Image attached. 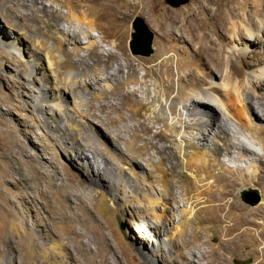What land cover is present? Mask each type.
Masks as SVG:
<instances>
[{"label": "rangeland", "instance_id": "374dc122", "mask_svg": "<svg viewBox=\"0 0 264 264\" xmlns=\"http://www.w3.org/2000/svg\"><path fill=\"white\" fill-rule=\"evenodd\" d=\"M72 1L62 0L61 2L72 3ZM113 1L110 4L111 9L105 10V13L111 19H121L126 16L123 21L124 26L119 27L121 30L119 39L126 41L127 56L133 63L130 73H133L138 83L127 82L119 87L115 86V81L108 79L109 77L106 78V72H114L118 64H122L121 78H126L129 70L125 67L123 58L117 60L120 50L104 44L106 48L95 47L90 54L84 50L80 53L86 64L90 65L94 60H98L102 67L99 73L102 78L98 81L99 83L89 86L86 90L85 87L79 88L62 80L68 72L77 74L84 71L85 66L78 57L72 55L57 57L58 49L53 44L51 29L47 26L48 19L42 11L36 12L37 7L40 9L45 7L50 13L51 20L57 21L59 28L68 31L70 30L68 25L60 21V16L67 13L66 8L50 0L34 2L32 0H0V264H190L194 259L197 264H208L209 259L212 260V264H256L259 254H253L251 251L253 248L262 249L264 242L260 241L255 234L256 231L251 229L254 227L247 225L246 228H241L247 230L238 238H241L244 243L236 251H232L230 247V241L235 234L228 231L233 223L232 219L235 218L233 216L238 215L240 209H231L227 201L251 208L253 206L243 200L244 193L251 190L257 191L260 202L264 197V183L263 187H260L250 183L251 181L247 182L249 187L246 189H242L240 184L231 189V193L221 202L225 207L221 212L218 211V201L208 200V197L214 193L219 195L220 186L213 187L214 193L210 194L206 183L193 184L191 189L193 194L203 192V195L195 200L194 207L198 219L194 218L192 222V226L199 225V231L193 235L192 226L186 225L184 235L180 234L172 247L157 254V260L154 261L146 256L145 252L151 254L157 249L162 237L159 236L158 239L151 237L155 234L152 227L146 224L148 218H143L144 207L140 204L143 203L148 207V201L144 197L141 200L135 198L128 189L130 191L128 194L132 196H128L126 203L116 198L104 180L98 181L91 177L92 173L89 176L81 171V162L73 159L68 146L56 136L58 134L56 131L53 132L43 123L42 113L34 107V99L42 80L40 73L36 75L38 80H30L27 53L37 50L44 74L48 76L49 73V83L52 84V79L58 74L56 76H58L59 84H66L62 88V97L65 100L63 108L76 109L77 107L78 110L82 108L85 111L86 118L81 119L80 122L68 120L65 123L67 131H71L76 138H84L85 141L90 140L91 132H94L99 139V142L92 140L94 147L102 148L104 154L123 169L122 174L136 179L146 189L152 181L151 173L156 170L159 162V157L155 155L152 148L153 140L157 138L158 132L162 131L163 134L169 132L165 130L160 120L154 122L143 118L142 107L136 103L137 99L148 98L142 91L143 86H148L150 93L153 92L152 77H144V66L151 64L143 62L156 52H162L160 53L162 59L168 60L169 73L172 75V81L170 79L167 81L172 82L169 98L194 94L193 90L201 92L202 89L214 88L216 85L225 87L235 85L238 80H241V83L248 88V73L257 67L252 70L244 69L245 75L236 77V80L225 78L221 72L213 69L212 64L210 66L207 64L206 56L209 52L201 48L204 41H201L196 33L198 35L203 30L214 29L210 10L220 5L218 3L222 2L223 11L234 7L235 11L239 12L234 21L236 24L245 25H248L247 20H244L246 14H251L255 25L264 26V7L256 4L257 8L254 9L251 0L246 2L224 0L228 7L223 0H216L217 4L213 2L214 0H191L178 8L171 7L166 0ZM92 7L88 20L98 17V5H92ZM136 17L143 18L154 33L153 53L150 56L135 55L131 51V35L134 31L132 23ZM72 28L78 31L80 40L85 41L86 36L79 32V28L86 29V26L74 24ZM194 29H197L196 32ZM93 32L98 34L96 31ZM2 36L19 37L20 42L17 44L21 46V52L6 46ZM37 40L40 41L39 45ZM245 44L252 50L246 54V59L238 55ZM69 45L70 43L65 45V50L72 52V46ZM261 46L259 40L251 43L246 39L242 40L233 36L231 32L224 42L223 55L227 56V54L230 55L228 52H233L237 58L240 57L237 63L241 60L256 62L263 49ZM109 52L112 55L108 58L105 55ZM185 55L190 56L197 63L193 67H196L195 73L202 77L199 88L186 86L185 74L190 73L189 64L178 68V59L186 57ZM231 57L235 60L234 55ZM56 62H59L62 67H59ZM104 64H107V67L104 68L102 66ZM259 66H262L261 63ZM158 70L161 73L165 71V68L154 67L153 72H156V76ZM90 74L93 77L92 72ZM83 76L86 77L80 74L78 79H82ZM71 79L73 82L74 78ZM138 88L140 90L134 94L133 91ZM101 92H103L101 98L92 97ZM80 94L84 102L80 100ZM80 101L83 103L80 104ZM57 102L58 100L55 101ZM119 102L122 103L118 104ZM105 104L117 105L121 110L111 111L110 108L105 107ZM129 107L138 109V120L133 117ZM235 108L240 113H245L241 104ZM253 109L259 111L256 105H253ZM217 110L221 118L227 119L222 108L217 107ZM122 113H124V121L117 123L104 121L107 116L118 118ZM55 114L60 122L63 110L57 107ZM184 114L187 118L186 113ZM228 123L235 128L234 123L230 121ZM126 125L130 127L123 132ZM238 136L254 150L258 152L261 150V147L251 138L244 135ZM117 137L119 148L113 145L111 139H117ZM157 141L160 145L165 143L162 139ZM128 146L133 149L127 150ZM231 155V160L226 157L221 158L227 166L235 168L242 164L237 161L238 158L233 160L236 150H233ZM167 165L166 163L161 165V169ZM91 171L94 172V170ZM64 173L74 182L66 181ZM224 175L229 179L239 177L237 173L230 171H226ZM229 188L230 186L226 187L227 190ZM71 192L77 193L78 199L70 197ZM173 192L177 197L175 205L172 200L168 202L164 199L157 202V208L154 210L163 216L162 220L166 225L165 228L159 229L160 235L166 232L170 234L177 223L176 220L181 217L183 203L176 187ZM147 198H150L149 201L155 199L152 194ZM171 206H176V209L174 208L171 212L166 211ZM10 221L14 223L13 227L8 225ZM42 223L47 225L44 231L40 229ZM39 229L41 231H38ZM21 231L30 233L26 242L21 239ZM82 233L84 235H80Z\"/></svg>", "mask_w": 264, "mask_h": 264}, {"label": "bare ground", "instance_id": "6f19581e", "mask_svg": "<svg viewBox=\"0 0 264 264\" xmlns=\"http://www.w3.org/2000/svg\"><path fill=\"white\" fill-rule=\"evenodd\" d=\"M32 1L34 2L35 0ZM50 1L52 3H58L59 5L61 4L66 8L67 13L60 16V21L66 23L70 29L65 31L59 28L56 23L57 21L53 22V20H51L50 13L45 9V7L44 9H40V7L36 8V12L37 10L40 12L42 11L48 19L47 26L51 29L54 40L53 44L55 48L58 49L57 57L59 55H72L74 57H78L81 63L85 66L84 71L78 72L77 74L68 72L64 77H62V80H64L65 83H69L70 85L74 84L79 88L85 87L86 90L89 86H94L99 83L98 81L102 78L99 75L100 70H102L101 63L98 60H94L92 64L88 65L85 63L86 61H84V58L80 55V53L84 50L90 54L95 47H103L104 44L107 46H114L120 50V55L117 57V60L123 58L125 67L129 70L127 77L121 78L120 74L122 72V64H118V67L114 72H106V78L109 77L108 79L115 81V86L119 87L123 86V84L127 82L138 83L134 79L133 73H130L133 63L127 56L126 41L125 39H119V35L121 34L119 27L124 26L123 21L126 16L121 17V19H111L105 13V10L111 7L110 4L113 0H73L72 3H62V0ZM244 1L246 2L247 0ZM251 1L254 9L257 8L256 4L264 7V0ZM213 2L217 4L216 0ZM221 3H218L220 5H217L214 9L210 10L211 17H213L214 21V29L209 31L203 30L200 34L198 33V35L196 33V36H198L201 41H204L201 48L209 52L207 56L205 55L206 59H208L207 64L209 66L212 64L213 69L221 72L222 76L228 78L229 80H236V77L238 78L240 76H244V69L252 70L254 67L257 68L248 73V88L244 85V83H241V80H238L235 82V85L227 87L216 85L214 88L202 89L201 92L193 90L194 94H189L179 98H169V89L172 87V82L170 83L167 81L169 79L171 80L172 75L169 73L170 64L168 60L162 59V56L160 55L162 52H156L155 55L143 62L145 64H151L147 67L144 66V77H152L151 85L153 86V92L150 93L151 91H149L150 88L148 86H143V93H146V97H150V99H137L136 103L139 107H142L144 113L141 115L143 118L146 120H153L154 122H158L156 120H160L163 123L165 130L169 132L163 134V132L160 131L157 133V138H154L156 141L153 140L152 148L155 155L159 157V162L156 170L151 173L152 181L149 186H146V189L139 182H137L136 179H132L131 177L122 174L123 169L106 156L102 148L94 147L92 140L99 142V139L94 132H91L90 140L85 141L84 138H76L71 131H67L68 129L65 128V123L68 120L80 122L81 119L86 118L85 111H83L82 108L78 110L77 107L76 109L66 107L63 108V102L65 100H63L64 97H62V88L66 84H59L57 78L58 76H56L58 74H54L55 76L52 79V84L49 83V73L48 76L47 74H44L42 66L40 65L37 50L34 49L31 53H27V61L30 64L28 68L30 80H38L36 75L39 73L41 75L40 79L42 80L38 87L39 91L34 99V107L37 111L42 113L44 118L43 123L49 126L53 132L56 131L58 133L56 136L61 138L63 143L68 146L71 151L70 154L74 157L73 159L78 160L79 163L81 162V171L89 176H91L92 173L91 177H93V179H97L98 181L104 180L116 198L122 199L126 203L128 202V196H132L128 194L129 190L133 193L135 198L141 200V198L144 197L148 201V207L143 203L140 204L141 207H144L142 210L143 218H148L149 221L146 220V224L147 226L152 227V231L155 234L151 237H156L158 239L159 236H162L159 243L160 245L157 246L156 250H154L151 254L145 252L146 256L150 257L154 261L155 259H158L157 254L173 246V243L176 241V237L180 234L184 235L186 225L192 226L193 219H198L194 204L196 202L195 200L199 199L200 195H203V192L199 191L197 195L196 193L193 194L191 190L193 184L200 185V183H206L208 193L210 194L214 193L212 192L214 191L212 190L213 187L220 186L218 188L221 191L219 195H215L214 193L208 197V200L218 201L217 207H219V212L225 209L221 202L224 201L225 196L230 194L231 189H233L237 184H240L242 189H246L249 187L247 182L251 181L250 183L263 187L264 26L261 24L258 26L255 25L254 18L251 14H246V18H244V20H247L248 25L243 23L236 24L234 19L237 15H239V12L237 13L234 7H229L223 11L221 9ZM96 4L98 5V17L97 19L88 20L93 9L92 5ZM224 4L227 6V2L225 3L224 1ZM88 10L90 12H88ZM74 24L78 26H86V29L79 28V32L86 36L85 41L80 40L78 31L72 28ZM195 30L197 29H194V31ZM93 31H96L98 34H94L95 32ZM186 32H188V30ZM231 32L233 33V36L242 40L246 39L251 43L259 40L262 44L261 48L263 49H261L256 62H242L241 60V63H237V60L238 58L240 59V57L237 58L233 52H228L230 55L227 54V56L223 55L224 42L227 40V35ZM2 38L6 46L14 49V51L21 52L22 48L19 44H17L20 42L19 37L13 36V38L10 37V39L6 36H2ZM37 41V44L39 45L40 41ZM67 43H70V47L72 46V52L65 50V45ZM104 48L106 47L104 46ZM249 52H252V50H250L245 44L244 48H242V52H238V55H240L241 58L244 57V59H246V54ZM111 55L112 53L109 52L105 56L109 58ZM231 55L235 56V60L232 59ZM185 56L186 57L184 58L181 57L178 59V68H183L184 64H189L191 66L190 73L185 74V80L187 83L186 86L189 85L194 89L199 88V83L202 81V77L195 73L194 69L196 67H193L197 63L190 56ZM156 61L158 62L155 63ZM56 63L59 67H62L59 62ZM259 63H261L262 66H259ZM102 66L105 68L107 67V64ZM154 67L165 68V71L163 72L161 70L162 72L159 73V69L156 76V72H153ZM90 72H92L93 77L90 76ZM51 74L53 76V72ZM80 74H84L86 77L84 78L83 76L82 79H78ZM71 78H74L73 82ZM139 90L140 89L138 88L133 91V93L135 94L136 91ZM87 92L89 93V91ZM102 93L103 92L98 95L94 94L92 97L101 98L100 96H102ZM79 98L83 101L81 94ZM56 100H58L57 103H55ZM81 101L80 104L84 102ZM121 103L119 102L118 104ZM238 104H241V107L244 108L246 115L245 113H240V111L235 108ZM253 105H256L259 108V111L253 109ZM57 107L63 110V117H61L62 120L60 122L55 116V109ZM105 107L110 108L111 111L114 112H119L121 110L120 107L114 104H105ZM217 107H220L225 111L227 119L219 116ZM129 110L133 113V117L138 120V109L129 107ZM184 113H186L188 119L184 117ZM123 114L124 113L119 114L118 118L107 116L104 121L107 123L124 121L125 119ZM229 121L234 123L235 128L230 126L228 123ZM129 127L130 125H126L122 131H127ZM238 135H244L247 138H251V140L261 147V150L259 152L254 150L246 142L241 141ZM111 139L113 145L116 148H119V138L117 137V139ZM161 139L164 140L165 143L160 145L157 140ZM233 139L235 141H233ZM131 149H133V147L128 146L127 150ZM233 150H236V156H234L233 160L238 158L237 161L242 163L241 165H237L235 168L227 166L221 159L222 157H226L231 160ZM165 163L168 165L164 167V169H161V165ZM91 170H94V172ZM226 171L237 173V176H239L238 179H229L224 175ZM64 176L66 177V181L74 182L66 173H64ZM207 179L209 181H207ZM66 181H64V183ZM228 186H230V188L227 190L226 187ZM175 187L178 189L179 198L183 203L181 217L176 220L177 223L170 234L166 232L164 235H160L161 233L159 229L165 228L166 225L164 220H162L163 216L159 215L157 211L155 212L154 210L157 208V202L164 199L168 202L172 200L174 205L177 203V197L173 192ZM151 194L155 199L149 201L150 198L147 197L151 196ZM70 197L78 199L79 195L71 192ZM227 203H229L231 209H240V213L233 216L235 217L232 219L233 223L228 228L229 232L233 233V235L235 234L234 238L230 241L231 250H238L241 247V244L244 243L241 238H238L244 235L245 230L247 229L241 228H246L247 225H249V227L253 226L254 228L251 229L255 230V234L259 237V240L264 242V197L260 203L251 208L242 207L236 202L227 201ZM174 208L176 209V206H171L170 209L168 208L166 211L169 212L170 210L171 212ZM8 225L13 227L14 223L10 221ZM198 226H192L193 235L196 231H199ZM46 227V224H40V229L42 231H44ZM40 229L38 231H41ZM20 233L21 239L26 242L27 238L30 237V233L22 231ZM80 235L84 234L82 233ZM251 252L253 254H259L256 264H264V247L262 249L253 248ZM209 258H211L210 255ZM190 264H197V261L194 259ZM208 264H212L211 259H209Z\"/></svg>", "mask_w": 264, "mask_h": 264}, {"label": "water", "instance_id": "95a60500", "mask_svg": "<svg viewBox=\"0 0 264 264\" xmlns=\"http://www.w3.org/2000/svg\"><path fill=\"white\" fill-rule=\"evenodd\" d=\"M173 7L178 8L187 4L191 0H166ZM133 33L131 35L130 48L133 54L141 56H150L153 53L154 33L149 28L145 20L141 17H136L132 23ZM243 200L252 206L260 202V197L257 191L251 190L243 194Z\"/></svg>", "mask_w": 264, "mask_h": 264}]
</instances>
